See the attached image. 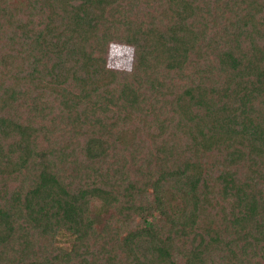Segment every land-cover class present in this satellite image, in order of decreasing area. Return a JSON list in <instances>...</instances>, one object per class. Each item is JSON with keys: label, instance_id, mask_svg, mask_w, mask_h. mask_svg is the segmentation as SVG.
<instances>
[{"label": "trees", "instance_id": "trees-1", "mask_svg": "<svg viewBox=\"0 0 264 264\" xmlns=\"http://www.w3.org/2000/svg\"><path fill=\"white\" fill-rule=\"evenodd\" d=\"M0 264H264V0H0Z\"/></svg>", "mask_w": 264, "mask_h": 264}, {"label": "clouds", "instance_id": "clouds-1", "mask_svg": "<svg viewBox=\"0 0 264 264\" xmlns=\"http://www.w3.org/2000/svg\"><path fill=\"white\" fill-rule=\"evenodd\" d=\"M107 47L106 69L130 75L135 70V46L126 42L109 41Z\"/></svg>", "mask_w": 264, "mask_h": 264}]
</instances>
